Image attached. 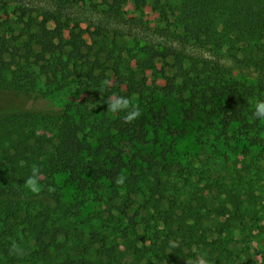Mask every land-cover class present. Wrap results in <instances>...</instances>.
<instances>
[{"label": "trees", "instance_id": "1", "mask_svg": "<svg viewBox=\"0 0 264 264\" xmlns=\"http://www.w3.org/2000/svg\"><path fill=\"white\" fill-rule=\"evenodd\" d=\"M124 2L111 0L110 8L117 12ZM149 2L167 18L166 8H171L161 4V0H132L138 10ZM174 15L187 41L211 47L213 51L226 47L241 53L252 68L264 73V0H179L177 10L170 16ZM22 17L14 23L19 30L16 38L0 41V92L23 96L34 105L44 103L45 108L0 116V264L119 263L105 244H98V248L86 244L82 232L76 228L64 230L62 223L50 225V211L67 213V206L58 197L55 208L39 204L34 213L29 207L22 209L17 198L34 166L40 169V184L65 174L82 189H98L102 181H107L114 196L122 190L131 195L139 193V176H125L123 157L127 149L146 142L147 127L156 129L163 119L162 112L155 111L146 100L149 86L145 72L154 70L158 57L176 59V74L166 78L163 90L168 96L176 94L190 103L186 120L195 112L212 114L224 136L237 124L240 130H245L248 142L258 143L254 135L264 120L253 117L256 91L242 88L224 65L212 61L201 69L194 65L185 70L181 55L175 50L159 53L145 48L128 73L122 74L114 67L115 82L110 86L101 61L105 48L99 47L104 42L93 38L101 37L99 31L89 33V44L79 26L62 21L58 14L44 13L40 21L31 17L24 21ZM97 45L99 48L95 50ZM177 78L180 84H175ZM70 84L76 92L87 96L91 107L70 102L57 110L51 108L50 95ZM114 97L128 98L139 108L140 116L125 123L124 117L131 109L109 112L107 101ZM141 159L163 169L153 172L159 183V171L169 172L163 160L149 155ZM120 176L125 177L123 185L116 183ZM231 194L232 209L221 204L217 210V217L225 220L212 223L215 230L212 240L202 238L196 244L209 264H227L232 257L234 233L243 232L241 226L249 215L239 195ZM43 196L44 200L50 199V192L44 190ZM257 229L264 233V226ZM61 236H65L63 241ZM71 237L75 240L69 244ZM13 243L23 250L22 256L10 252ZM183 250L182 245L173 248L177 257L185 258L182 264H187V258H196V252L186 256Z\"/></svg>", "mask_w": 264, "mask_h": 264}, {"label": "rangeland", "instance_id": "2", "mask_svg": "<svg viewBox=\"0 0 264 264\" xmlns=\"http://www.w3.org/2000/svg\"><path fill=\"white\" fill-rule=\"evenodd\" d=\"M163 3L171 8H166L167 18L152 3L138 10L132 0H125L117 12L110 8L111 0H0V41L16 38L19 30L14 23L21 16L24 21L29 17L40 21L44 13L58 14L62 21L79 26L89 44V33L100 32L101 37L93 38L104 42L99 47L105 48L101 61L110 86L115 82L114 67L122 74L128 73L142 57L143 49L159 53L175 50L180 53L185 70L218 62L242 88L255 89L254 103L264 101V73L252 68L241 53L226 47L213 51L184 39L175 15L170 16L177 10L179 0H161ZM49 26L53 27L51 23ZM99 47L95 46V50ZM176 65L175 57H158L154 70L145 72L149 86L146 100L155 111L162 112L163 119L156 129L147 127L146 142L135 144L124 153V174L139 176V193L131 195L122 190L114 196L107 181H102L98 189H82L67 175L60 174L43 182L46 184L39 183V194L23 187L17 202L22 209L29 207L34 213L39 204L55 208L58 197L67 206V213L50 211V225L62 223L64 230L76 228L82 232L84 242L95 244L94 248L105 244L118 257V264H182L185 258L174 254L172 242L182 245L186 256L196 252V258H187V264H194L204 257L196 244L202 238L212 240V223L225 220L217 217V210L221 204L232 209V193L239 195L249 215L241 226L243 232L234 233L232 257L227 264H261L264 233L257 228L264 226V121L254 135L258 143L252 145L237 124L224 136L212 114L195 112L186 120L190 103L176 94L168 96L163 90L166 78L175 76ZM180 83L177 78L175 84ZM40 86L46 90L42 83ZM50 100L55 110L70 102L91 107L87 96L76 92L73 84L50 95ZM35 107L45 108L44 103L34 105L23 96L0 92V116L17 115ZM146 155L163 160L168 166L169 172L159 171L160 183L155 181L153 172L162 168L142 161L141 156ZM49 187L55 191L44 200L43 192ZM64 239L65 236L60 237L61 241ZM70 240L69 244L75 239Z\"/></svg>", "mask_w": 264, "mask_h": 264}, {"label": "clouds", "instance_id": "3", "mask_svg": "<svg viewBox=\"0 0 264 264\" xmlns=\"http://www.w3.org/2000/svg\"><path fill=\"white\" fill-rule=\"evenodd\" d=\"M107 109L109 112L115 114L119 111L131 109L127 112L124 117L125 123H131L136 118L140 116V110L137 106L132 105L131 101L125 97H114L107 101ZM253 117L264 120V101H257L255 104V111L253 112ZM40 179V169L38 167L32 168V174L25 180L24 187L27 188L33 194H39L41 192V186L39 184ZM125 177H117L116 183L119 185L124 184ZM49 192L55 191L54 188L49 187ZM178 245L175 242L171 243V247H177ZM11 253H14L18 256L23 255V250L19 248L16 243H13L10 249ZM194 264H209V262L203 257H199Z\"/></svg>", "mask_w": 264, "mask_h": 264}]
</instances>
